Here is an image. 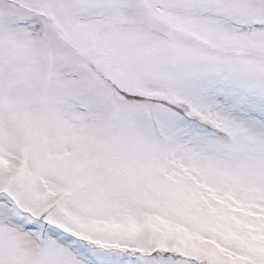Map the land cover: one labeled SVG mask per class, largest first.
<instances>
[{
  "label": "snow or ice",
  "instance_id": "6c2138e0",
  "mask_svg": "<svg viewBox=\"0 0 264 264\" xmlns=\"http://www.w3.org/2000/svg\"><path fill=\"white\" fill-rule=\"evenodd\" d=\"M0 264H264V0H0Z\"/></svg>",
  "mask_w": 264,
  "mask_h": 264
}]
</instances>
